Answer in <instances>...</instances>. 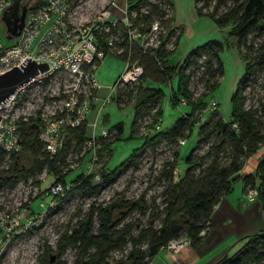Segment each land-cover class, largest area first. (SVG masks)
I'll return each mask as SVG.
<instances>
[{
    "label": "trees",
    "instance_id": "obj_1",
    "mask_svg": "<svg viewBox=\"0 0 264 264\" xmlns=\"http://www.w3.org/2000/svg\"><path fill=\"white\" fill-rule=\"evenodd\" d=\"M130 7L136 9L134 20L141 29H147L154 14L159 15L161 22L168 27L165 36L156 45L140 46L138 39H123V49L116 53L125 60H137L143 66L139 77L126 82L120 87L116 97L118 104L123 105L133 100V115L127 137H140L143 142L125 156L115 167L99 170L101 179L92 181V172L78 171L72 178L70 188L92 190L114 180L146 144L155 145L165 139L178 144L180 138L185 140L197 124V138L184 157L183 170L175 176L178 147L171 156L163 158L156 178L164 180L162 185V202L158 208L160 224L151 220L142 222L139 217L126 218L133 210L144 214L149 212L148 219L154 217L146 199L140 194L136 198H120L112 203H94L89 207L86 218L63 232L59 238V252L67 246H74L77 251L72 264H148L152 255L169 239L186 235L190 244L200 242L209 225L212 207L218 198L228 191L234 178L240 175L245 157L264 145V82L259 94L253 90L252 82L260 70H264V0H193L197 13H203L212 21L227 29L236 38L242 58V71L230 93V109L225 115L215 107L201 115L206 105V96L210 94L223 74V62L220 49L224 41L210 37L187 50L181 61L172 62L169 54L178 42L181 30L175 31L170 24L171 15L163 16L165 9L157 0H128ZM173 3L174 0H167ZM145 4L146 11L140 10ZM32 6V5H30ZM29 7V6H28ZM205 7V9H203ZM172 14V13H171ZM171 16V17H170ZM102 42V39H101ZM177 76L176 86L171 83ZM201 80L203 89L196 94L189 87L191 79ZM163 83H170L172 105L185 99L189 109L178 115L167 127L141 132L142 117L149 115L147 125H159L161 121V100L165 95ZM257 101L250 100L249 92ZM114 139L121 137L123 121L117 120L111 126ZM21 146L10 159L9 165L3 166L5 151L0 146V188L11 187L22 176L40 170L45 164L55 176L41 190L49 193L53 199L60 193H52L50 185L60 180L67 187L65 163L61 156L65 151L66 137L59 151L49 156L44 149V140L39 136L40 120L30 116L21 120ZM69 136L81 143L86 138L85 126L73 128ZM68 136V137H69ZM101 140L102 138L99 137ZM113 139V140H114ZM102 141V140H101ZM111 145L112 141H108ZM27 154L32 160L25 165L19 157ZM243 189L248 186L257 188L256 197L264 208V148L260 153L255 173L246 172L242 176ZM39 182L38 179H35ZM65 187V189H66ZM151 208V210H150ZM204 228L201 233L200 230ZM240 241L232 252L226 251L209 264H256L264 260V227L245 233L237 239ZM130 243L124 256L110 259L109 251L124 248Z\"/></svg>",
    "mask_w": 264,
    "mask_h": 264
},
{
    "label": "rangeland",
    "instance_id": "obj_2",
    "mask_svg": "<svg viewBox=\"0 0 264 264\" xmlns=\"http://www.w3.org/2000/svg\"><path fill=\"white\" fill-rule=\"evenodd\" d=\"M72 2L75 3L78 11H83L84 15L90 14L105 4V0H72ZM35 3L36 0L27 1L29 7ZM116 3L124 6L125 0H116ZM172 5L174 6V1ZM175 8L176 15L182 24L173 27L175 31L181 30L182 32L176 47L168 56L172 62L181 61L189 48L207 38L217 37L224 41V46L220 49L223 74L213 91L206 96V105L201 115L203 116L212 109V100L218 101V108L226 115L230 109L231 90L242 71V58L236 44V38L234 35H230L225 27L216 25L210 16L197 13L193 0H175ZM112 9L115 14L122 13L117 5L112 6ZM169 23H172L171 19ZM0 37L4 43L12 42L17 37L5 35L1 12ZM169 37V45H171L174 37ZM124 63V59L118 55L106 54L95 69L98 80L111 86L116 70L121 68L116 75L117 78L124 68ZM176 82L177 76L174 75L171 83L176 86ZM263 82L264 70H260L255 81L252 82L253 90H256L257 94H259ZM124 85V82L118 83L116 95L102 108L103 111L109 113L108 119L102 124L108 126V132L100 136L102 141L99 139V144H96L97 157L94 162L87 163L90 148L93 146L88 139V130H86L85 140L81 143L67 136L69 142L66 143L65 151L61 154L65 160L61 169L62 171L65 170L67 187L58 198L53 199L49 193L41 190L55 176L47 164L43 165L40 170H35L31 174L28 173L26 177L22 176L13 186L0 188V264H72L77 249L69 245L62 252H59L58 238L63 232L69 231L72 226L88 216L92 202L112 203L120 198L131 199L143 194L142 196L149 206L153 207L154 217L148 219L149 212L142 214L138 210H133L127 214L126 218L139 217L142 222L151 220L153 224H160L158 208L163 204L161 189L165 181L157 179L156 174L160 169L162 159L171 156L177 147L175 176L183 170L184 157L197 138V124L192 128L190 135L185 137L183 142L179 140L178 144L168 142L165 139H161L155 145L146 144L134 162L128 165L114 180L92 190L70 188L71 178L78 171L84 169L92 172V181L98 182L101 179L99 170L102 166L107 169L115 167L132 149L137 148L143 142L140 137H127L133 115V100L123 105L116 101V97L121 91L120 87ZM170 87V83H163L165 95L161 100L160 124L153 127L147 125L150 117L146 114L142 117L141 132L147 130L150 133L155 129L167 127L178 115L189 109L185 99L180 102L176 101L178 103L176 105L171 104L170 91L172 90ZM189 87L193 88L195 94L204 88L203 82L194 78L189 81ZM251 91L249 92L250 100L256 102L257 98L252 97ZM117 120L123 121L124 128L121 137L115 140L113 137L115 131L110 126ZM109 140L112 141L111 145H109ZM19 160L24 162L26 166L32 162L27 154L21 155ZM9 162L10 159H5L2 165L7 166ZM35 179H38L39 182ZM236 245L229 249V252H232ZM129 246L130 243H127L124 248L111 249L108 257L116 260L124 256ZM50 255H53L52 259H50ZM256 264H264V260Z\"/></svg>",
    "mask_w": 264,
    "mask_h": 264
},
{
    "label": "built area",
    "instance_id": "obj_3",
    "mask_svg": "<svg viewBox=\"0 0 264 264\" xmlns=\"http://www.w3.org/2000/svg\"><path fill=\"white\" fill-rule=\"evenodd\" d=\"M10 0H0V12ZM165 9L163 16L171 15L173 5L167 0H157ZM72 0H36L28 7L21 31L16 39L4 43L0 37V70L22 59L32 57L37 61L46 60L48 66L20 84L8 98L0 101V146L5 159L21 146L20 122L30 116L40 120L39 136L44 140V149L49 156L55 155L64 139L73 128L85 126L87 112L97 104L100 108L98 80L95 69L106 54H116L123 49L124 38L138 39L140 46L156 45L165 36L169 26L154 14L147 29H141L135 22L136 9L129 1L120 6L116 0H105V4L90 14L78 11ZM117 5L121 14H115L112 6ZM140 10L146 11L145 4ZM171 36V35H170ZM102 39V42H101ZM172 44V43H171ZM125 67L119 73L112 87L119 82L136 80L143 66L137 60L125 58ZM131 62V63H129ZM109 98V95L104 97ZM104 100V99H103ZM212 100V107H215ZM90 124V123H89ZM108 132V126L101 125L91 130L88 139L93 144L89 151L88 164L96 159V144L99 137ZM181 142L184 141L180 138ZM65 185L60 180L52 182V193H62ZM248 199L257 194L255 186L244 189ZM204 228L200 230L202 233ZM190 242L186 235L169 239L162 248H176Z\"/></svg>",
    "mask_w": 264,
    "mask_h": 264
},
{
    "label": "crops",
    "instance_id": "obj_4",
    "mask_svg": "<svg viewBox=\"0 0 264 264\" xmlns=\"http://www.w3.org/2000/svg\"><path fill=\"white\" fill-rule=\"evenodd\" d=\"M176 14L174 0L171 24H182ZM120 69L116 70L113 81L116 80ZM112 85L100 82L98 94L101 105L97 109L96 104L87 112V132L91 130L96 132L108 119L109 113L102 108L117 93L118 86L113 88ZM106 95H109L108 99L104 98ZM263 148L264 145L245 157L239 170L240 175L233 179L228 191L214 203L209 225L200 242L196 245L187 243L176 248L160 247L152 255L148 264H209L236 245L239 242L237 241L239 236L264 227V208L256 196L252 199L245 196L241 177L246 172L255 173L257 159Z\"/></svg>",
    "mask_w": 264,
    "mask_h": 264
},
{
    "label": "water",
    "instance_id": "obj_5",
    "mask_svg": "<svg viewBox=\"0 0 264 264\" xmlns=\"http://www.w3.org/2000/svg\"><path fill=\"white\" fill-rule=\"evenodd\" d=\"M28 0H10L1 12V18L5 26V35L13 37L20 33L24 18L28 9ZM48 66L46 60L37 61L25 56L21 62L15 63L0 70V101L3 103L9 94L20 84L24 83L37 72ZM53 255H50V259Z\"/></svg>",
    "mask_w": 264,
    "mask_h": 264
}]
</instances>
